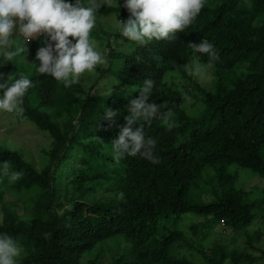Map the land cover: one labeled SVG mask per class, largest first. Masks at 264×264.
I'll use <instances>...</instances> for the list:
<instances>
[{
	"label": "trees",
	"instance_id": "trees-1",
	"mask_svg": "<svg viewBox=\"0 0 264 264\" xmlns=\"http://www.w3.org/2000/svg\"><path fill=\"white\" fill-rule=\"evenodd\" d=\"M125 2L117 8L102 7L97 21L113 13L120 21L129 19ZM263 16L264 0H206L185 31L170 40L145 44L127 40L120 29L107 32L98 22L90 35L106 40L107 63L97 66L91 86L80 80L65 87L39 73L36 54L45 46V36L37 37L28 49L13 44L12 51L25 49L8 63L9 83L21 75L32 81L23 98V115H14L33 123L52 140L41 168L22 152L0 144V233L13 237L23 248L18 264H98L104 249L94 259L86 260L85 255L117 237L132 242V249L113 257L111 264L264 263V249L255 244L264 236L261 231L247 236L245 249H229L218 242L202 251L187 236L192 231L197 239L216 225L225 232L242 231L254 222L256 211L264 210V201L248 200V193L237 188L238 172L228 171L237 165L264 178ZM203 39L214 45L219 56L212 66L213 91L189 75V56L198 54L202 64L208 63L206 54L190 47ZM24 54L30 55L31 64ZM168 73L185 79L189 90L167 83ZM114 77L117 84L133 88V93L100 88ZM146 79L155 81L149 102L166 104L162 112H173L167 124L157 118L134 125L135 130L144 124L145 136L156 140L160 163L152 164L139 155L116 162L111 142L125 126L130 102L140 97ZM6 81L0 79V83ZM189 98L202 106L197 117L187 113ZM107 109L117 115L105 118ZM208 170L214 175L207 180ZM14 172L22 175L11 180ZM210 184L217 186L212 191L215 199L198 202L193 192ZM6 187L14 189L15 200H9ZM121 192L123 200L118 199ZM90 195L95 199L89 200ZM188 214L205 216V220L191 225L187 233L178 227ZM183 246L198 251L203 262L181 255Z\"/></svg>",
	"mask_w": 264,
	"mask_h": 264
},
{
	"label": "clouds",
	"instance_id": "clouds-1",
	"mask_svg": "<svg viewBox=\"0 0 264 264\" xmlns=\"http://www.w3.org/2000/svg\"><path fill=\"white\" fill-rule=\"evenodd\" d=\"M111 0H76L73 5L65 0H0V49H4L7 61L11 62L25 47L11 49L17 33L25 42L45 36V46L40 47L36 59L40 62L38 71L50 75L65 87L78 84L85 73H93L98 65H105L107 58L96 49L90 39L96 25V13ZM206 0H126L124 7L130 13L126 21H118L120 34L129 41L145 44L152 41L170 40L177 32L185 31L198 17ZM251 7V5H249ZM72 39H69V38ZM73 41H75L73 43ZM123 43V41H121ZM195 53L208 56L207 65L195 64L196 73L213 66L219 59L214 45L203 39L199 44H190ZM0 83L3 96L0 97V112L22 116L24 96L32 87V81L21 75L9 83ZM155 81L146 79L139 98L130 102L126 124L117 139L111 142L113 158L119 162L125 156L139 155L152 164H159L155 155L156 140L146 137L144 124L134 130V125L143 120L150 124L160 118L165 124L173 116L171 109L162 112L166 104L149 102ZM117 113L105 111V118L111 119ZM7 175L8 163L4 162ZM22 173H11L10 179H18ZM124 199V193L118 194ZM23 248L6 233H0V264H18Z\"/></svg>",
	"mask_w": 264,
	"mask_h": 264
},
{
	"label": "rangeland",
	"instance_id": "rangeland-1",
	"mask_svg": "<svg viewBox=\"0 0 264 264\" xmlns=\"http://www.w3.org/2000/svg\"><path fill=\"white\" fill-rule=\"evenodd\" d=\"M68 1V0H65ZM76 2V0H74ZM83 3H87L88 0H82ZM122 4V0H111L110 4L114 7H119ZM117 20L120 21L119 17L116 13L108 17H100L97 23L104 28L107 32L116 31L119 29V25L117 24ZM264 20V16L262 17ZM13 39L16 43L24 44L26 48L32 44L35 40H31L30 42H25L24 38L20 36L18 33L14 35ZM90 39L95 41L96 49L100 51L103 55L107 52V47L105 46V42L101 41L97 38H92L90 35ZM15 43V44H16ZM114 47H117L115 43H113ZM125 46V45H124ZM123 46V47H124ZM11 50V49H8ZM4 49H0V57H3L0 63V79H8V63L9 61L6 60L4 55ZM24 57L27 59V62L31 64L30 55L24 54ZM26 62V63H27ZM202 64L198 60V54H194L189 56L188 60V67H189V75L193 77L195 81L200 83L204 86L208 91L214 90V77H213V67H205L199 73H196L194 65L195 64ZM229 77L233 78L234 75L230 74ZM96 79V74L93 73H85L81 78V81L88 86L92 85L94 80ZM114 78H108L105 80V84H100V88L104 89V87L109 86L114 89L117 93H133V88H127L121 86V84H117ZM166 82L172 85L173 87L186 92L189 90L188 83L185 79H183L180 75L168 73L165 78ZM106 94L105 91H100L99 93ZM185 107L187 109V113L190 117H197L200 112L202 111V106L198 104H194V100L189 98L186 101ZM0 144L11 149V150H18L24 154V157L27 161L33 162L37 165L38 168H41L44 164V154L51 148L52 140L47 133L40 131L33 123L27 122L26 120L19 121L14 114L0 112ZM78 167H81V162H77ZM228 171L235 173L238 172V178L236 182V186L239 189H243L248 193V200L251 201H264V178L254 174L250 170L242 169L237 165L229 167ZM214 172L211 170L206 171V179L208 180L209 177H212ZM68 180V179H67ZM66 180H62L61 183L65 184ZM5 192L7 197L10 198L9 200L17 198V194L11 187H6ZM217 190V186L210 184V185H202L200 189L194 191L193 194L196 197L198 202H208L214 200L215 197L212 196V191ZM61 194L64 196L66 195V191H62ZM100 195L104 194L105 197L109 196V194L102 193L99 191ZM95 197H99L95 195ZM94 196L90 195L89 200H94ZM256 219L248 228L239 231V232H225L223 227L220 225H216L208 234L200 235L197 239H194L192 231L188 233L190 226L193 224H197L201 221L205 220V216H197L195 214H188L185 215L182 219V222L179 224V229L187 232L188 239L194 240L195 247L198 250H208L214 246V244L221 242L225 244L229 249L232 248H239L245 249L247 248L246 240L247 236H255L258 231L264 233V210L256 211ZM173 229V226H171ZM200 229V228H199ZM208 231V230H207ZM118 239L109 240L105 243H101L97 245L90 253L86 254V260L88 258L94 259L97 257L100 250L104 249V254L99 260L98 264H111L112 260L116 257H119L123 254L131 253L132 249V242H128L127 239L117 237ZM257 242V241H256ZM260 249H264V236L262 237L261 241L256 243ZM179 253L184 256L192 257L194 260L198 262H203V258L199 255L198 251H190L188 246H183ZM114 257V258H113ZM262 264V263H261ZM264 264V263H263Z\"/></svg>",
	"mask_w": 264,
	"mask_h": 264
}]
</instances>
